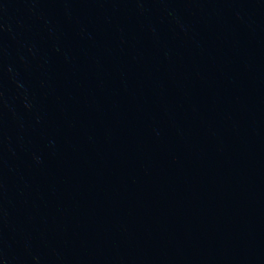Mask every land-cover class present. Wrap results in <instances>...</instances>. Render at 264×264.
I'll return each instance as SVG.
<instances>
[{"label": "water", "instance_id": "1", "mask_svg": "<svg viewBox=\"0 0 264 264\" xmlns=\"http://www.w3.org/2000/svg\"><path fill=\"white\" fill-rule=\"evenodd\" d=\"M0 264H264V0H0Z\"/></svg>", "mask_w": 264, "mask_h": 264}]
</instances>
